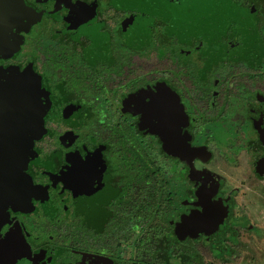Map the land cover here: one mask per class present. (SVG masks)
Segmentation results:
<instances>
[{
  "label": "flooded vegetation",
  "instance_id": "flooded-vegetation-1",
  "mask_svg": "<svg viewBox=\"0 0 264 264\" xmlns=\"http://www.w3.org/2000/svg\"><path fill=\"white\" fill-rule=\"evenodd\" d=\"M0 154V264H264V0H0Z\"/></svg>",
  "mask_w": 264,
  "mask_h": 264
},
{
  "label": "water",
  "instance_id": "water-1",
  "mask_svg": "<svg viewBox=\"0 0 264 264\" xmlns=\"http://www.w3.org/2000/svg\"><path fill=\"white\" fill-rule=\"evenodd\" d=\"M15 151L13 150V153ZM12 161H11V164L8 165L9 168H7L5 171V179L9 181V183H15V181H24L25 178L24 176L22 175V173L19 171V166H18V159H14V156L15 158H17V154L14 153V155L12 154ZM0 157H1V154H0ZM19 157V156H18Z\"/></svg>",
  "mask_w": 264,
  "mask_h": 264
}]
</instances>
